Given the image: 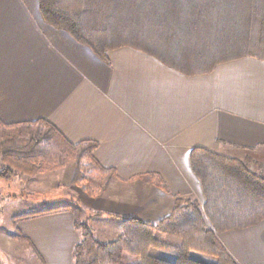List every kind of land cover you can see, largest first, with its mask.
Masks as SVG:
<instances>
[{"label": "crops", "instance_id": "crops-1", "mask_svg": "<svg viewBox=\"0 0 264 264\" xmlns=\"http://www.w3.org/2000/svg\"><path fill=\"white\" fill-rule=\"evenodd\" d=\"M0 120H46L72 144H98L94 158L115 176L92 212L110 235L90 228L109 242L127 219L156 225L177 199L205 201L192 169L196 148L264 170V62L245 57L187 76L132 47L104 60L47 25L38 0H0ZM92 214L85 213L88 222ZM77 222L72 210L59 211L19 221L18 230L37 264H75L83 238ZM218 239L238 264H264V221ZM122 260L141 262L129 254Z\"/></svg>", "mask_w": 264, "mask_h": 264}, {"label": "trees", "instance_id": "trees-1", "mask_svg": "<svg viewBox=\"0 0 264 264\" xmlns=\"http://www.w3.org/2000/svg\"><path fill=\"white\" fill-rule=\"evenodd\" d=\"M38 1L47 25L67 32L104 60L111 50L132 47L187 76L207 74L245 57L264 62V0ZM97 148L92 141L72 144L46 120L10 125L0 120V178L61 169L67 158L76 160L75 184L94 171L115 176L94 158ZM191 163L203 187V206L177 199L172 213L157 225L132 217L124 221L123 233L107 243L76 223L83 239L75 249V264H124V254L140 257L139 264H238L218 235L264 221V177L241 160L201 148L192 151ZM86 191L91 197L103 193L92 186ZM158 235L172 236L180 244ZM152 249L173 258L152 256ZM195 253L215 262L198 260L192 257Z\"/></svg>", "mask_w": 264, "mask_h": 264}, {"label": "rangeland", "instance_id": "rangeland-1", "mask_svg": "<svg viewBox=\"0 0 264 264\" xmlns=\"http://www.w3.org/2000/svg\"><path fill=\"white\" fill-rule=\"evenodd\" d=\"M250 167L254 173H259L254 165ZM2 168L0 167V171ZM260 172L258 175L264 177V170L261 169ZM76 173V160L67 158L61 169L53 167L34 177L16 174L9 180L2 179L4 184L1 185L4 188L0 190V264H37L32 243L18 230L19 221L26 220L22 217L30 214L41 215L72 210L78 219L77 224L87 226L90 230V225L94 226L97 231L100 230L101 237H109L110 233L103 231V226L94 221L98 214L92 210L100 207L106 198V192H111L109 185L112 177L109 174L101 175L94 171L86 176L85 182L75 184ZM87 186H92L103 193L98 197H91L86 191ZM153 186L158 187L155 182ZM200 204L203 206L205 201H201ZM84 212L93 213L94 218L92 217L88 222ZM79 230L83 236V229ZM158 237L166 242L180 244V240L172 236L158 235ZM150 255L166 260L173 258L156 249H152ZM192 257L206 262H215L214 258L206 255L195 253Z\"/></svg>", "mask_w": 264, "mask_h": 264}]
</instances>
